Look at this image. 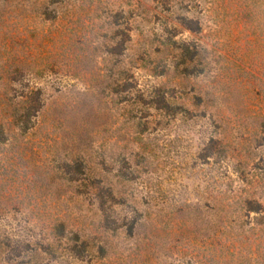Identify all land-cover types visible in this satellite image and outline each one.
<instances>
[{"label": "rangeland", "instance_id": "1", "mask_svg": "<svg viewBox=\"0 0 264 264\" xmlns=\"http://www.w3.org/2000/svg\"><path fill=\"white\" fill-rule=\"evenodd\" d=\"M49 7L66 12L69 27L36 40L33 8L0 2V30L18 22L17 60L29 45L79 55L61 58L57 77L31 71L47 100L39 134L86 133L90 150L108 158L94 167L121 194L103 222L91 196L59 174L50 191L0 218V264H264V0ZM6 191L19 193L9 180ZM59 219L66 237L52 250Z\"/></svg>", "mask_w": 264, "mask_h": 264}, {"label": "trees", "instance_id": "2", "mask_svg": "<svg viewBox=\"0 0 264 264\" xmlns=\"http://www.w3.org/2000/svg\"><path fill=\"white\" fill-rule=\"evenodd\" d=\"M8 6L10 11L25 9L27 6L33 8L31 18L37 25L32 26L33 34L30 39H44L50 37L57 39V33H63L68 22L63 21L61 9H55L56 13L49 11L51 3L60 5L62 0H0ZM58 7V6H57ZM1 21L6 18L1 15ZM10 29L0 30V218L10 212H19V205L25 199H31L35 194H42L44 190L53 186L54 180L64 179L65 184H71V191L76 195L87 193L96 204L97 210L101 211L103 222L109 220L106 213L110 205L119 204L117 198L121 194L115 189L113 182L106 177L107 174L97 171L95 167L106 169L107 155L95 153L90 150L92 140L86 133L67 135L58 141L49 135H40L41 118L45 113L47 100L42 87L32 84L31 71L36 76H44L48 73L60 75L61 62H67L61 58L77 57L70 50L64 53L56 51L51 56L50 50H41V54L32 52L29 46L23 60H17L15 46L17 45L18 22H11ZM1 29V28H0ZM2 33L5 35L2 36ZM129 40H131L130 34ZM26 42V39L23 40ZM78 39L77 43H81ZM38 47H41L37 45ZM67 53V54H66ZM114 50H107V54H114ZM31 57H38L40 64L36 65ZM25 60V61H24ZM38 66V67H37ZM77 112L73 110L74 114ZM65 114V113H64ZM60 114L57 119H60ZM63 121V120H61ZM93 160V162H92ZM95 166V167H94ZM94 173V174H92ZM10 174V175H9ZM65 176V177H64ZM68 177V178H67ZM11 181L19 193L5 192L6 183ZM50 225V242L52 250L53 241L56 237H66L67 223L63 219L56 220ZM59 221V222H58ZM107 226V223L104 226ZM117 224L114 229H121ZM63 230V236L55 230ZM129 233H134L135 224L129 227ZM78 233H85L76 230ZM85 235V234H84ZM71 240V238H68Z\"/></svg>", "mask_w": 264, "mask_h": 264}]
</instances>
